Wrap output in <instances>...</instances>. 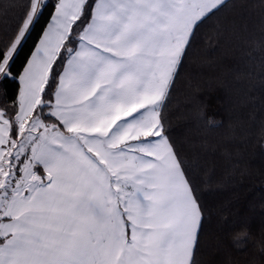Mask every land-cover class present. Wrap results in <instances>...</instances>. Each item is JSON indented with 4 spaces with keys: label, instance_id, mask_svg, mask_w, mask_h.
<instances>
[{
    "label": "snow or ice",
    "instance_id": "6c2138e0",
    "mask_svg": "<svg viewBox=\"0 0 264 264\" xmlns=\"http://www.w3.org/2000/svg\"><path fill=\"white\" fill-rule=\"evenodd\" d=\"M226 7L23 0L0 38V94L17 85L0 110V264H199L204 209L162 108L197 32Z\"/></svg>",
    "mask_w": 264,
    "mask_h": 264
},
{
    "label": "trees",
    "instance_id": "16d2710c",
    "mask_svg": "<svg viewBox=\"0 0 264 264\" xmlns=\"http://www.w3.org/2000/svg\"><path fill=\"white\" fill-rule=\"evenodd\" d=\"M226 3L197 32L162 119L204 209L199 264H264V0ZM22 4L0 0V38L14 30ZM51 11L32 29L18 67ZM16 93L9 84L0 110H12Z\"/></svg>",
    "mask_w": 264,
    "mask_h": 264
}]
</instances>
